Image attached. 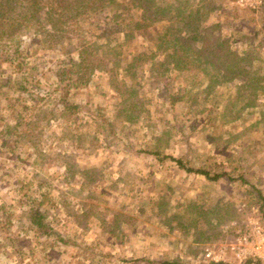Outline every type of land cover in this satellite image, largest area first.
Returning a JSON list of instances; mask_svg holds the SVG:
<instances>
[{"label": "rangeland", "instance_id": "374dc122", "mask_svg": "<svg viewBox=\"0 0 264 264\" xmlns=\"http://www.w3.org/2000/svg\"><path fill=\"white\" fill-rule=\"evenodd\" d=\"M212 4L206 23L264 79V0ZM119 31L108 37L124 50L115 68L61 42L43 49L30 32L20 45L29 51L0 50V264L248 262L228 244L264 226V90L209 82L199 69H169L164 81L149 41ZM169 155L224 174L207 178ZM220 246L218 261L204 256Z\"/></svg>", "mask_w": 264, "mask_h": 264}, {"label": "trees", "instance_id": "16d2710c", "mask_svg": "<svg viewBox=\"0 0 264 264\" xmlns=\"http://www.w3.org/2000/svg\"><path fill=\"white\" fill-rule=\"evenodd\" d=\"M213 0H0V50L21 47L24 34L30 32L29 43H39L43 49L52 48L61 42L63 47L80 49L95 56V64L118 63L114 55L123 54L122 44L108 43V37L118 30L120 41L129 39L135 31L149 41L151 64L161 66L156 72L159 78L169 79L167 71L199 69L207 75L209 82L240 80V88L264 90L263 77L256 75L252 58L239 52L228 38L216 33L218 23H206L207 15L214 8ZM134 11L138 12L137 17ZM112 23L113 26L110 24ZM116 29L108 32L100 29ZM123 30V31H122ZM107 35L104 43L97 46L96 35ZM119 44V45H118ZM80 47V48H79ZM115 48V49H114ZM35 49V48H34ZM33 50V49H32ZM36 51V50H35ZM160 52L163 58L154 59ZM4 54V53H3ZM146 52L132 54L124 69L134 66ZM109 57L108 59H106ZM123 58V57H122ZM112 59V60H111ZM81 60L83 58L81 57ZM108 60V61H109ZM120 61V58H117ZM127 62V61H126ZM85 68L95 64L82 61ZM110 71L111 67H107ZM194 73V72H193ZM192 73V74H193ZM166 81V80H164ZM210 86V85H209ZM168 98L174 92L163 86ZM172 101V99H171ZM186 170L203 173L207 178L217 179L221 172L210 173L203 167H190L179 157L169 155ZM29 219L34 224H43V214L32 209ZM255 263L256 258L248 259ZM164 264H172L164 261Z\"/></svg>", "mask_w": 264, "mask_h": 264}, {"label": "built area", "instance_id": "2783aa9c", "mask_svg": "<svg viewBox=\"0 0 264 264\" xmlns=\"http://www.w3.org/2000/svg\"><path fill=\"white\" fill-rule=\"evenodd\" d=\"M239 2H247L249 4L260 3L261 0H238ZM253 1V2H252ZM257 4L253 5L256 6ZM230 252L238 259L245 260L254 257L264 264V226L256 224L252 227V231L245 230L241 236H237L234 241L228 244ZM221 253H213L209 247L205 248L204 256L214 261H218L224 253L225 246H220Z\"/></svg>", "mask_w": 264, "mask_h": 264}, {"label": "crops", "instance_id": "0c3cea01", "mask_svg": "<svg viewBox=\"0 0 264 264\" xmlns=\"http://www.w3.org/2000/svg\"><path fill=\"white\" fill-rule=\"evenodd\" d=\"M226 258H232V260L233 261H236V262H239V261H237L234 257H233V255L232 254H230V255H227V257ZM228 261H231V260H228ZM239 264H254L253 262H251V261H248V262H246V263H239Z\"/></svg>", "mask_w": 264, "mask_h": 264}]
</instances>
